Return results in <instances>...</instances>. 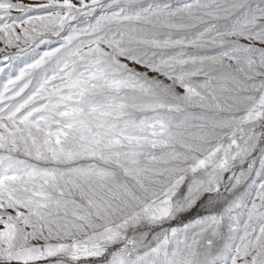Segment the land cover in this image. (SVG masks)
<instances>
[{
	"label": "snow or ice",
	"instance_id": "snow-or-ice-1",
	"mask_svg": "<svg viewBox=\"0 0 264 264\" xmlns=\"http://www.w3.org/2000/svg\"><path fill=\"white\" fill-rule=\"evenodd\" d=\"M0 264H264V0H0Z\"/></svg>",
	"mask_w": 264,
	"mask_h": 264
}]
</instances>
